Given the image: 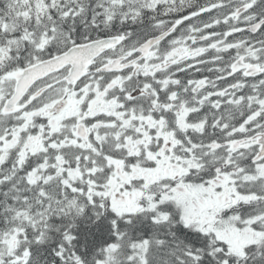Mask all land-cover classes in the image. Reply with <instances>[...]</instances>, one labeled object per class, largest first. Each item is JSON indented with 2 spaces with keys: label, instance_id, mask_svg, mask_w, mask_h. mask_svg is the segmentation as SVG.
<instances>
[{
  "label": "snow or ice",
  "instance_id": "1",
  "mask_svg": "<svg viewBox=\"0 0 264 264\" xmlns=\"http://www.w3.org/2000/svg\"><path fill=\"white\" fill-rule=\"evenodd\" d=\"M0 264H264V0H0Z\"/></svg>",
  "mask_w": 264,
  "mask_h": 264
}]
</instances>
